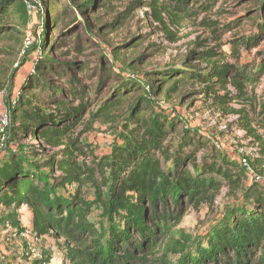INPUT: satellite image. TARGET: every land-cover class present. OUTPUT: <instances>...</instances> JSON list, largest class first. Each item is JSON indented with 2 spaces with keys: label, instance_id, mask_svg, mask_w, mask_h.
I'll use <instances>...</instances> for the list:
<instances>
[{
  "label": "rangeland",
  "instance_id": "374dc122",
  "mask_svg": "<svg viewBox=\"0 0 264 264\" xmlns=\"http://www.w3.org/2000/svg\"><path fill=\"white\" fill-rule=\"evenodd\" d=\"M3 1L0 0V6ZM25 1L28 11L25 26L15 17L0 21V25L8 27L4 30L8 34L0 37V117L4 112L12 115V105L22 93L51 109L49 91L67 99L71 96L68 92L71 80L77 89L84 88L90 94L94 103L91 111L107 99L115 101L119 96H132V106L139 102V97H145L152 111L163 116L166 124L176 125L171 131L174 134L165 142L172 146V155H176L184 134L200 144L197 167L188 166L187 160L189 173L203 167L205 158L218 156L245 172L239 191L223 182L213 204L206 203L197 209L184 203L181 220L172 230L173 236L163 243L168 256L163 258L161 253L158 258L163 259V264H179L180 250L188 254L207 247L209 237L231 211L248 207L243 192L254 185H264V124L258 122L264 110V69L261 66L264 63V0H213V4L208 3L209 9L201 10L180 25L167 22L168 33L153 16L152 0L52 1L62 5L52 9L55 14H62L66 7L70 11L67 18L57 26L48 25L46 31L40 18L45 8L41 0ZM193 1L180 0L188 10L196 9ZM199 1L203 4L207 0ZM73 2L82 7L81 11ZM136 2L139 5L130 8ZM85 4L89 5V10L84 8ZM44 32L47 33L45 52L42 47H36ZM249 38H255L251 41L254 44L249 49L239 48L236 57L232 42L237 39L240 43ZM55 42L61 45L56 47ZM78 45L81 48H77ZM40 60L41 64H44L42 60L49 61L51 70L38 71ZM253 65H256L257 80L245 85L243 98L221 105L204 92L208 87L205 82L218 78L217 72L226 69V83L222 85L225 90L216 89V95L225 91L237 95L239 91L232 82V72L243 68L247 73ZM108 70L112 71L111 76L103 80V73ZM170 72L176 74L168 78ZM181 73L186 75V80L169 92L173 85H167V79L174 81ZM30 76L44 79L47 92L24 91ZM133 81L139 86L136 92L131 88L120 92L121 95L116 94ZM218 85L214 81L213 86ZM153 86L158 90L153 91ZM127 107L123 105L116 111L111 123L98 121L92 130L77 127L73 139L80 141L86 155H109L114 145L121 142V136L126 133L123 127L129 122ZM146 110L142 107L139 112L143 114L141 112ZM85 118H88L87 112L80 115L79 122ZM8 143L0 150V163L12 155H20L30 163L44 162L63 149L31 139L9 138ZM87 158L92 160L91 156ZM42 172L51 174L49 170ZM53 174L58 177L60 172L54 168ZM222 181L219 178V182ZM83 191L89 199L95 197L90 187ZM91 218L104 221L106 230L109 229V216L101 209L96 207ZM65 245L62 238L39 237L34 232L29 207H0V264H34L36 261L69 264L64 260Z\"/></svg>",
  "mask_w": 264,
  "mask_h": 264
},
{
  "label": "trees",
  "instance_id": "16d2710c",
  "mask_svg": "<svg viewBox=\"0 0 264 264\" xmlns=\"http://www.w3.org/2000/svg\"><path fill=\"white\" fill-rule=\"evenodd\" d=\"M52 1L57 0H41L45 8L40 18L45 31L48 25L57 26L67 18L70 11L66 7L62 14H55L52 9L62 5ZM178 2L180 0L151 1L153 16L166 33L167 22L180 25L201 10L209 9V2L214 3L207 0L201 4L194 0L196 9L188 10L185 4ZM138 5L136 2L130 8ZM75 6L81 11L79 4ZM84 8L89 10V5L85 4ZM10 17H15L22 26L26 25L28 11L25 0L3 1L0 21L5 22ZM6 28L0 25V37L8 34L4 31ZM253 40L255 38L239 43L235 39L232 50L236 57L238 49L251 48ZM46 41L47 33L44 32L36 47H42L45 52ZM55 43L56 47L61 45L60 42ZM77 48H81L80 45ZM42 61L44 64L40 60L37 65L38 71L51 70V63ZM261 66L264 69V63ZM126 67L132 68L131 65ZM255 69L256 65H253L247 73L243 68H235L232 72V82L239 91L237 95L228 91L216 95V89L225 90L222 85L226 83V69L217 72L218 78L205 82L208 87L204 92L221 105L241 99L245 85L257 80ZM111 73L110 70L105 71L103 80L109 79ZM173 74L176 72L167 74L168 78ZM180 76L174 81L167 79V85H173L169 92L186 80L184 73ZM214 81L219 85L213 86ZM69 84L72 86L68 91L71 96L67 99L58 98L49 91L47 98L51 109L42 107L35 98L23 93L12 105L10 139L42 141L48 146L63 149L44 162L30 163L20 155H12L0 163V207H29L33 214V230L39 237L54 235L66 241L64 260L69 264H163L158 255L168 256L163 243L166 244L173 236L172 230L181 220L183 204L188 203L197 209L206 203L213 204L223 182L229 184L230 189L239 191L245 172L218 156L205 158L203 167L191 174L186 163L189 160L188 166L197 167L200 144L184 134L176 155H172V146L165 142L174 134L171 131L176 125L166 124V119L152 111L145 97H139V102L132 106V96H119L115 101L107 99L91 111L94 103L90 94L84 88L77 89L73 80ZM136 87L139 86L133 81L116 94L121 95L123 93L120 92L131 88L136 92ZM152 89L158 90L155 86ZM23 90L45 93V80L30 76ZM94 95L96 97L97 93ZM123 105L128 106L129 122L123 127L126 133L121 136V142L114 145L109 155H86L80 141L73 139L74 131L80 126L92 130L98 121L113 122L115 112ZM142 107L147 110L140 114ZM83 112H87L88 118L79 122ZM258 122L264 124V110ZM262 152L264 154V146ZM88 156L92 157L91 161L87 160ZM54 168L60 172L58 177H54ZM43 170H49L52 175L44 174ZM219 178L223 181L219 182ZM86 187L91 188L95 197L89 199L85 195L83 190ZM243 194L248 207L231 211L209 237L207 247H199L188 254L180 250L179 264H264V185H254ZM96 207L109 216L108 230L104 221L92 220ZM43 263L46 261L34 264Z\"/></svg>",
  "mask_w": 264,
  "mask_h": 264
},
{
  "label": "built area",
  "instance_id": "2783aa9c",
  "mask_svg": "<svg viewBox=\"0 0 264 264\" xmlns=\"http://www.w3.org/2000/svg\"><path fill=\"white\" fill-rule=\"evenodd\" d=\"M12 122V115L11 113L9 114L8 112H4L2 114V116L0 117V150L6 148V146L8 145V140L10 138V133H9V129H10V125ZM43 264H47V263H43Z\"/></svg>",
  "mask_w": 264,
  "mask_h": 264
},
{
  "label": "water",
  "instance_id": "95a60500",
  "mask_svg": "<svg viewBox=\"0 0 264 264\" xmlns=\"http://www.w3.org/2000/svg\"><path fill=\"white\" fill-rule=\"evenodd\" d=\"M1 152H2V151H1ZM1 152H0V153H1Z\"/></svg>",
  "mask_w": 264,
  "mask_h": 264
}]
</instances>
